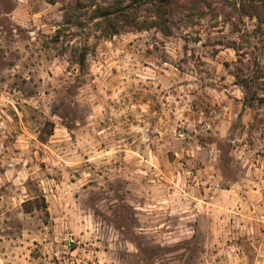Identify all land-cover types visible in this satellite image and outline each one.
I'll list each match as a JSON object with an SVG mask.
<instances>
[{
	"label": "rangeland",
	"instance_id": "374dc122",
	"mask_svg": "<svg viewBox=\"0 0 264 264\" xmlns=\"http://www.w3.org/2000/svg\"><path fill=\"white\" fill-rule=\"evenodd\" d=\"M131 3L0 0V264H264V12Z\"/></svg>",
	"mask_w": 264,
	"mask_h": 264
},
{
	"label": "trees",
	"instance_id": "16d2710c",
	"mask_svg": "<svg viewBox=\"0 0 264 264\" xmlns=\"http://www.w3.org/2000/svg\"><path fill=\"white\" fill-rule=\"evenodd\" d=\"M142 0H132V3L127 6L118 5L116 8H110L108 12L102 14L108 20H114L116 24L121 21L126 23L127 19L133 17L136 14L138 9L137 3ZM152 4L153 13H155V17L152 20V26L158 27L169 33V25L167 23L166 14L168 13V9L172 8L176 1L178 0H149ZM244 7L250 8L249 16L251 17H259L261 19V13L264 12V2L261 5L257 4L256 0H243ZM135 18V17H134ZM132 22L136 21L135 19L130 20ZM137 23V22H136ZM114 32H117L119 28H115Z\"/></svg>",
	"mask_w": 264,
	"mask_h": 264
}]
</instances>
